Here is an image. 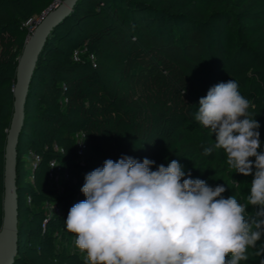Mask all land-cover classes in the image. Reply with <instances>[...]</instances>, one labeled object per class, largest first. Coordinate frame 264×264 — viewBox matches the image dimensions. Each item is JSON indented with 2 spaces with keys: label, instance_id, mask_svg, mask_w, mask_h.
I'll list each match as a JSON object with an SVG mask.
<instances>
[{
  "label": "trees",
  "instance_id": "obj_1",
  "mask_svg": "<svg viewBox=\"0 0 264 264\" xmlns=\"http://www.w3.org/2000/svg\"><path fill=\"white\" fill-rule=\"evenodd\" d=\"M54 1L0 0V228L4 148L16 66L29 33L25 22ZM230 79L250 101V118L260 124L258 151L264 150V0H79L50 33L26 100L14 264H88L64 220L85 199V174L122 155L165 166L178 160L191 178L223 185L225 198L246 206V219L256 217L259 206L247 200L253 177L236 173L223 149L205 155L215 135L194 118L209 88ZM78 131L85 132L82 155ZM61 170L70 178L57 190L50 172ZM47 203L62 213H48ZM248 255L240 264L264 258L252 248Z\"/></svg>",
  "mask_w": 264,
  "mask_h": 264
},
{
  "label": "clouds",
  "instance_id": "obj_2",
  "mask_svg": "<svg viewBox=\"0 0 264 264\" xmlns=\"http://www.w3.org/2000/svg\"><path fill=\"white\" fill-rule=\"evenodd\" d=\"M238 89L233 79L212 86L194 118L215 135L204 154L223 149L236 173L253 177L247 200L259 206L256 217L246 219V206L225 198L223 185L191 178L178 160L165 166L127 155L107 159L85 174V199L64 220L88 264H240L249 248L264 257V243L257 244L264 238L260 124Z\"/></svg>",
  "mask_w": 264,
  "mask_h": 264
},
{
  "label": "water",
  "instance_id": "obj_3",
  "mask_svg": "<svg viewBox=\"0 0 264 264\" xmlns=\"http://www.w3.org/2000/svg\"><path fill=\"white\" fill-rule=\"evenodd\" d=\"M79 0H62L58 6L50 5L45 15L25 39L16 66L12 87L14 101L4 148L3 218L0 228V264H14L18 253V144L25 121V105L36 64L50 33L69 16Z\"/></svg>",
  "mask_w": 264,
  "mask_h": 264
},
{
  "label": "built area",
  "instance_id": "obj_4",
  "mask_svg": "<svg viewBox=\"0 0 264 264\" xmlns=\"http://www.w3.org/2000/svg\"><path fill=\"white\" fill-rule=\"evenodd\" d=\"M62 2V0H55L51 5L53 7H56L58 6V4ZM46 13V10H44L40 15H37L35 17H31L29 18L26 22H25V25L27 26L29 32L32 31L36 25L38 24V22L42 19V17L45 15ZM74 57L75 59L77 60L79 58V53L78 51H75L74 52ZM84 138H85V132L84 131H78L76 134H75V141H76V147H77V152L79 155H82L83 154V149L85 147V142H84ZM32 156L35 160H39V156L35 153H32ZM55 162H52V164H54ZM50 178L52 179L55 187L57 188V190H61L63 188L62 184H61V181L62 180H68L70 178V175L69 173L64 170L61 172H56V171H51L50 172ZM46 207H47V211L48 213L52 214V213H55V212H60L62 213L63 210H61L60 206L56 203H47L46 204ZM46 221V220H45Z\"/></svg>",
  "mask_w": 264,
  "mask_h": 264
}]
</instances>
